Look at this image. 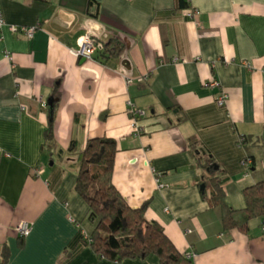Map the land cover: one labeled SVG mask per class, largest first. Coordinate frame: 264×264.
Here are the masks:
<instances>
[{"label": "crops", "instance_id": "1", "mask_svg": "<svg viewBox=\"0 0 264 264\" xmlns=\"http://www.w3.org/2000/svg\"><path fill=\"white\" fill-rule=\"evenodd\" d=\"M0 2V264H159L156 254L112 261L90 243L96 222L68 149L97 137L116 140V188L132 208L147 204L190 264H264V214L246 231L226 228L190 147L213 156L227 203L244 209V190L264 179V0H192L196 20L185 0ZM12 24L37 30L29 39ZM83 36L124 49L108 63L79 56ZM55 90L52 154L43 145ZM130 103L146 114L135 119ZM22 222L32 230L21 238Z\"/></svg>", "mask_w": 264, "mask_h": 264}, {"label": "trees", "instance_id": "2", "mask_svg": "<svg viewBox=\"0 0 264 264\" xmlns=\"http://www.w3.org/2000/svg\"><path fill=\"white\" fill-rule=\"evenodd\" d=\"M95 42L98 48L94 57L103 63L118 57L124 49L123 42L117 37L104 42L96 39ZM54 93V105L43 145V149L52 154L57 150L61 152L54 134L55 106L58 100L57 91ZM247 141L248 137L244 136L241 142L244 144ZM196 144L194 139L190 147L198 164L206 171L204 180L200 181L201 185L205 184L203 196L206 197L209 185V203L220 210L225 227L246 231L251 218L264 214V179L244 190V209L232 208L225 198V179L221 176L219 165L211 154L198 148ZM68 151L75 154L78 165L75 192L88 203L89 218L96 222L90 237V243L96 252L112 261L156 254L159 264H190V259L176 249L163 226L145 217L147 204L132 208L116 188L113 182L116 140L107 137L92 138L87 141L82 151H77L73 142ZM248 159L251 160L250 169L255 161L250 155L244 161Z\"/></svg>", "mask_w": 264, "mask_h": 264}, {"label": "built area", "instance_id": "3", "mask_svg": "<svg viewBox=\"0 0 264 264\" xmlns=\"http://www.w3.org/2000/svg\"><path fill=\"white\" fill-rule=\"evenodd\" d=\"M185 2L187 3V12L186 15L190 20H196L198 14L200 13L199 9L193 7L191 5L192 0H185ZM7 25L6 20L4 19L3 16V11H2V7H1V2H0V30ZM9 29L13 32V33H21L23 35H25L26 37H28L29 39L33 38L35 35V32L37 30L36 26H20V25H9ZM96 39L93 37H81L79 39V48L76 51L77 54L79 56H84L86 58H91L93 57V54L96 52L97 48H98V44H96ZM146 79V76H142L139 77L137 80L138 81H143ZM128 83L134 82V79L129 78L127 79ZM212 86H219V83L217 82L216 79H213L211 82ZM227 99H228V94L226 92H221L218 97H217V103L219 106L221 107H225L226 103H227ZM42 106L43 107H47V102L42 100ZM131 108H130V112L133 114V117H135V119L137 117H141L143 115L146 114V111L140 108H136L135 106H133L131 103ZM243 140V138H241V141ZM244 163L247 165L248 169H249V165L251 164V160L248 159L247 161H244ZM166 185L164 184H160L159 187H164ZM32 230V227L30 225V223L28 222H22L19 226H18V233L21 237H26L30 234Z\"/></svg>", "mask_w": 264, "mask_h": 264}, {"label": "water", "instance_id": "4", "mask_svg": "<svg viewBox=\"0 0 264 264\" xmlns=\"http://www.w3.org/2000/svg\"><path fill=\"white\" fill-rule=\"evenodd\" d=\"M48 104L50 106V110L53 109V105H54V99L50 98L49 101H48ZM201 189L204 190L205 189V184H202L201 185Z\"/></svg>", "mask_w": 264, "mask_h": 264}]
</instances>
